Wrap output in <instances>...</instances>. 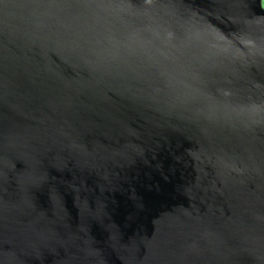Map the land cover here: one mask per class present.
<instances>
[{"label": "water", "instance_id": "95a60500", "mask_svg": "<svg viewBox=\"0 0 264 264\" xmlns=\"http://www.w3.org/2000/svg\"><path fill=\"white\" fill-rule=\"evenodd\" d=\"M0 264H264L263 0H0Z\"/></svg>", "mask_w": 264, "mask_h": 264}, {"label": "trees", "instance_id": "16d2710c", "mask_svg": "<svg viewBox=\"0 0 264 264\" xmlns=\"http://www.w3.org/2000/svg\"><path fill=\"white\" fill-rule=\"evenodd\" d=\"M263 3H264V0H263Z\"/></svg>", "mask_w": 264, "mask_h": 264}]
</instances>
